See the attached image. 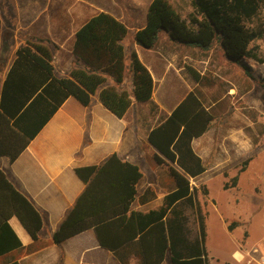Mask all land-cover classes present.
I'll return each instance as SVG.
<instances>
[{
	"label": "trees",
	"instance_id": "1",
	"mask_svg": "<svg viewBox=\"0 0 264 264\" xmlns=\"http://www.w3.org/2000/svg\"><path fill=\"white\" fill-rule=\"evenodd\" d=\"M192 11L181 13L170 0H152L146 24L135 33L136 43L153 50L162 33L175 46H186L208 52L219 46L232 64L243 60L264 62L259 47L264 28L247 26L264 9V0H189ZM2 22L0 20V34ZM128 28L107 12L91 16L76 32L73 54L83 68H74L69 77H57L53 50L42 41L20 46L16 68L24 74L11 86L4 87L0 110V155L15 161L44 128L63 102L74 97L83 106H90L99 93V100L118 118H123L132 105L130 94L120 90L126 77L125 40ZM130 66L133 93L137 102H152L154 80L138 55L132 52ZM247 69V68H245ZM196 83L200 74L188 69ZM247 72V70H246ZM247 76L254 78L251 74ZM115 86L105 87L108 78ZM214 117L202 99L190 92L171 116L163 120L148 136L159 152L154 160L166 163L175 183V190L164 199L163 206L147 214L132 210L137 184L142 178L140 168L122 160L117 154L102 165L77 168V176L85 189L74 208L52 237V243L66 240L94 229L100 245L116 256L133 246L140 248L142 264H163L169 252L172 264H210L206 249V214L199 203V191L191 179L204 174L208 166L195 153L192 141L208 132ZM245 167L240 171L242 172ZM239 175L226 183L224 189L237 186ZM203 194L209 195L203 186ZM184 207L195 214L196 235L189 236V217ZM17 217L37 243L44 222L32 201L18 191L0 169V257L22 250L23 245L10 226ZM234 225H230L232 230ZM124 264H127L122 259ZM9 264H20L18 261Z\"/></svg>",
	"mask_w": 264,
	"mask_h": 264
},
{
	"label": "crops",
	"instance_id": "2",
	"mask_svg": "<svg viewBox=\"0 0 264 264\" xmlns=\"http://www.w3.org/2000/svg\"><path fill=\"white\" fill-rule=\"evenodd\" d=\"M83 2L84 0H0V110L6 82L10 87L18 80L17 76L27 70L24 67L16 68L20 46L40 41L49 47L51 44L54 47L53 65L56 76L69 77L74 68L84 67L73 54L75 34L98 12L111 14L128 28L125 40L126 77L119 89L126 90L132 100L125 116L118 118L102 104L99 93L93 97L88 107L74 97H69L15 161L11 162L9 157L0 155V169L14 187L32 201L44 222L36 243L20 220L13 216L9 223L23 248L0 257V264L14 261L20 264H124L122 259L127 264H142L138 246L128 248L116 256L100 245L94 229L59 245L52 243L54 233L85 189L84 182L75 170L102 165L109 157L117 154L122 160L137 165L143 175L136 186L137 194L132 210L143 214L158 210L163 206L165 197L176 186L169 174V165H159L154 160V155L159 152L149 143V133L171 116L190 92H195L206 106L202 93L196 91L201 82L196 83L188 69L196 70L201 81L209 76L206 75L207 69H195L189 62L193 60L192 55L174 51L189 47L173 45L166 33H162L159 40L163 46L157 47L158 43L151 52L136 43L135 33L145 26L148 8L143 22L137 23L133 17L125 15V12L124 15H118L107 10L99 11ZM132 52L138 55L153 77L154 90L150 103L137 102L134 97L130 66ZM145 53L149 55L144 56ZM109 86H115L110 77L104 88ZM232 91L237 93V89ZM212 105L206 106L209 111L215 103ZM211 130L212 128L192 141L195 153L208 166L204 174L191 179L192 188H197L198 191V185L193 182L211 170L207 157L209 153L205 151L209 150ZM213 168L221 173L224 167ZM184 209L189 219L190 211L195 218L191 207ZM163 264H172L169 252Z\"/></svg>",
	"mask_w": 264,
	"mask_h": 264
},
{
	"label": "rangeland",
	"instance_id": "3",
	"mask_svg": "<svg viewBox=\"0 0 264 264\" xmlns=\"http://www.w3.org/2000/svg\"><path fill=\"white\" fill-rule=\"evenodd\" d=\"M151 1L84 0L83 4L118 15L125 12L142 23ZM170 1L184 15L192 11L189 0ZM247 26L264 28V9ZM253 45L259 47V58L264 61V40ZM162 46L159 42L157 47ZM50 48L54 49L51 44ZM174 51L192 55L189 62L195 69H207L209 76L203 78L196 91L202 93L206 106L215 103L210 110L214 125L209 150L205 149L211 170L193 182L198 185L199 203L207 215L209 262L260 264L264 258V62L245 59L243 65L232 64L219 46L208 52L192 48ZM232 89H237V93ZM215 166L224 167L223 171L217 172ZM236 175H239L237 186L225 190L224 185L231 184ZM203 186L209 189V195L203 194ZM189 216V236L193 239L195 218L191 211ZM230 225H234L232 230Z\"/></svg>",
	"mask_w": 264,
	"mask_h": 264
},
{
	"label": "built area",
	"instance_id": "4",
	"mask_svg": "<svg viewBox=\"0 0 264 264\" xmlns=\"http://www.w3.org/2000/svg\"><path fill=\"white\" fill-rule=\"evenodd\" d=\"M254 253H255V254H258V253H259V250H258V249H255V250H254ZM261 260H262V261H261ZM261 260H260L259 263H260V264H263V263H264V258H262ZM262 262H263V263H262Z\"/></svg>",
	"mask_w": 264,
	"mask_h": 264
}]
</instances>
